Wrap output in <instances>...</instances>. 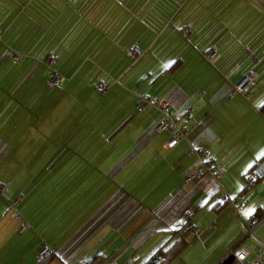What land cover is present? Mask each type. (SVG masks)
Segmentation results:
<instances>
[{
  "label": "crops",
  "instance_id": "crops-1",
  "mask_svg": "<svg viewBox=\"0 0 264 264\" xmlns=\"http://www.w3.org/2000/svg\"><path fill=\"white\" fill-rule=\"evenodd\" d=\"M142 97L171 103L176 146ZM263 106L264 0H0V264L46 247L60 264H143L191 227L184 264L263 255ZM194 147L219 180H186Z\"/></svg>",
  "mask_w": 264,
  "mask_h": 264
},
{
  "label": "built area",
  "instance_id": "built-area-1",
  "mask_svg": "<svg viewBox=\"0 0 264 264\" xmlns=\"http://www.w3.org/2000/svg\"><path fill=\"white\" fill-rule=\"evenodd\" d=\"M185 35L189 33V30L184 32ZM147 48L142 46L139 43H132L130 46L127 47L126 53L128 56L132 57L134 60L141 57L145 52ZM215 52H210L207 55L208 59H213L215 57ZM18 58V55L15 56V59ZM55 59V55L52 54L49 57V62H53ZM63 81V77L59 74H55L50 80H49V86L50 87H56ZM253 83V77L251 75H247L242 79V81L237 85L236 91L238 90L241 93H246L249 88L251 87ZM106 85L102 84L101 89L105 90ZM158 103V107L163 113V119L157 124L156 129L158 130H165L168 129L171 131V138L169 139L167 145L169 147L176 146L182 139L186 137L188 134V130H186L184 127H181L177 124V116L174 115L171 112V103L166 100H155L152 97H143L138 102V107L140 109L146 108L151 103ZM191 156L196 157L193 167L191 170L188 171L186 180H191L195 177H202L203 173L205 171V168L211 167V170L214 174V177L216 180H219L221 176L223 175V172L221 169L217 166V164L211 163L212 159V151L208 147H194V149L190 153ZM210 164V165H209ZM254 178H256V175H254ZM6 189L5 185L0 184V190ZM225 198V195L223 199ZM195 213L194 211L190 210L186 213V217L189 221L193 220ZM49 254V249L45 248L43 249L39 257L43 258ZM253 251L251 249H244L236 254L235 261L233 264H264V254L263 255H256L252 257ZM76 264H83L81 262H78Z\"/></svg>",
  "mask_w": 264,
  "mask_h": 264
},
{
  "label": "trees",
  "instance_id": "trees-1",
  "mask_svg": "<svg viewBox=\"0 0 264 264\" xmlns=\"http://www.w3.org/2000/svg\"><path fill=\"white\" fill-rule=\"evenodd\" d=\"M155 100H162V99H155ZM151 104H154L158 107V103L153 102ZM263 111H264V106H263ZM211 162H213L212 159H211ZM210 169L211 167L209 166L208 168H205V171L210 170ZM255 216H259V214L258 215L255 214ZM191 232H192V227L188 228L182 233H179L178 238H176L174 242H172L167 247L162 246L159 249H157L145 262H143V264H171V262L176 257H178L183 252L185 247L187 246L188 236L189 234H191ZM46 248L49 249L48 247ZM39 264H60V263H59L58 258L51 253V249H49V254L47 256L43 258L39 257Z\"/></svg>",
  "mask_w": 264,
  "mask_h": 264
},
{
  "label": "water",
  "instance_id": "water-1",
  "mask_svg": "<svg viewBox=\"0 0 264 264\" xmlns=\"http://www.w3.org/2000/svg\"><path fill=\"white\" fill-rule=\"evenodd\" d=\"M234 257H235V255H232V256L228 257L221 264H232V262H234V260H235Z\"/></svg>",
  "mask_w": 264,
  "mask_h": 264
},
{
  "label": "rangeland",
  "instance_id": "rangeland-1",
  "mask_svg": "<svg viewBox=\"0 0 264 264\" xmlns=\"http://www.w3.org/2000/svg\"><path fill=\"white\" fill-rule=\"evenodd\" d=\"M191 252V251H190ZM180 257V256H179ZM176 258V260L175 261H173V263L172 264H176V262H178V261H180V262H178L177 264H184V261L183 260H181L182 259V257L181 258ZM221 264V263H220Z\"/></svg>",
  "mask_w": 264,
  "mask_h": 264
}]
</instances>
